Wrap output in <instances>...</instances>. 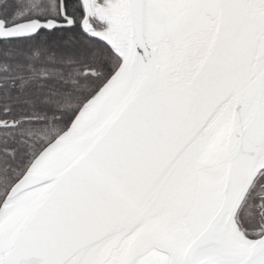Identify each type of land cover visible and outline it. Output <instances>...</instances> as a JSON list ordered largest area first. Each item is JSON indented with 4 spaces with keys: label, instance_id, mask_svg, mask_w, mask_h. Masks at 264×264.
<instances>
[{
    "label": "snow or ice",
    "instance_id": "obj_1",
    "mask_svg": "<svg viewBox=\"0 0 264 264\" xmlns=\"http://www.w3.org/2000/svg\"><path fill=\"white\" fill-rule=\"evenodd\" d=\"M0 264H264V0H0Z\"/></svg>",
    "mask_w": 264,
    "mask_h": 264
}]
</instances>
